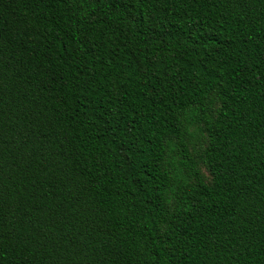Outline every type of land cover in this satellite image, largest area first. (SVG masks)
<instances>
[{
  "label": "trees",
  "instance_id": "obj_1",
  "mask_svg": "<svg viewBox=\"0 0 264 264\" xmlns=\"http://www.w3.org/2000/svg\"><path fill=\"white\" fill-rule=\"evenodd\" d=\"M0 264H264V0H0Z\"/></svg>",
  "mask_w": 264,
  "mask_h": 264
},
{
  "label": "rangeland",
  "instance_id": "obj_2",
  "mask_svg": "<svg viewBox=\"0 0 264 264\" xmlns=\"http://www.w3.org/2000/svg\"><path fill=\"white\" fill-rule=\"evenodd\" d=\"M202 145V137H198L195 140V146L199 148Z\"/></svg>",
  "mask_w": 264,
  "mask_h": 264
}]
</instances>
